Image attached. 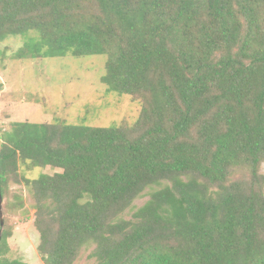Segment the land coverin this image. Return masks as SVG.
<instances>
[{"label":"trees","instance_id":"1","mask_svg":"<svg viewBox=\"0 0 264 264\" xmlns=\"http://www.w3.org/2000/svg\"><path fill=\"white\" fill-rule=\"evenodd\" d=\"M30 31L18 58L103 54L107 91L141 107L0 133L2 200L29 190L43 264H264V0H0V42Z\"/></svg>","mask_w":264,"mask_h":264},{"label":"rangeland","instance_id":"2","mask_svg":"<svg viewBox=\"0 0 264 264\" xmlns=\"http://www.w3.org/2000/svg\"><path fill=\"white\" fill-rule=\"evenodd\" d=\"M39 38L36 31L5 38L0 42V133L17 122L64 123L94 127L113 125L131 126L140 114V104L126 94L107 91L101 82L105 73L106 56H54L45 58H18L16 54L29 39ZM60 170L33 168L20 171L26 178L41 174L51 175ZM264 176V163L259 166ZM9 192L21 195L23 206L6 208L3 218L8 224L9 236L0 258L19 260L25 264H43L38 252L40 234L35 227V209L29 190L10 183ZM148 199L143 194L133 202L132 213ZM9 202H16L9 197ZM4 230V226L2 232ZM92 247L81 250L73 264H92L88 257Z\"/></svg>","mask_w":264,"mask_h":264},{"label":"water","instance_id":"3","mask_svg":"<svg viewBox=\"0 0 264 264\" xmlns=\"http://www.w3.org/2000/svg\"><path fill=\"white\" fill-rule=\"evenodd\" d=\"M2 204H3V200H2V196H1V191H0V241H1V234H2V229H3V212H2Z\"/></svg>","mask_w":264,"mask_h":264}]
</instances>
